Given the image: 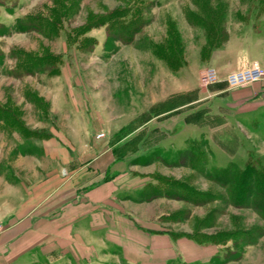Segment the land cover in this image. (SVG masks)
<instances>
[{"label":"rangeland","instance_id":"374dc122","mask_svg":"<svg viewBox=\"0 0 264 264\" xmlns=\"http://www.w3.org/2000/svg\"><path fill=\"white\" fill-rule=\"evenodd\" d=\"M263 31L264 0H0V210L43 141L68 146L84 128L112 141L135 126L133 198L163 200L173 231L219 245L195 264H264V109L235 115L217 101L264 77L217 95L204 85ZM163 111L165 141L147 126Z\"/></svg>","mask_w":264,"mask_h":264},{"label":"crops","instance_id":"0c3cea01","mask_svg":"<svg viewBox=\"0 0 264 264\" xmlns=\"http://www.w3.org/2000/svg\"><path fill=\"white\" fill-rule=\"evenodd\" d=\"M260 39L251 37L238 50L230 49L228 55L236 60L217 70L219 76L253 63L264 69V31ZM220 86L227 85H211L212 93L217 95ZM217 101H229L235 115L261 111L264 82ZM166 116L163 111L147 125L156 135L165 134L163 141L174 129L166 127L172 123L162 119ZM118 128L126 132L125 126ZM135 128L132 136L117 135L112 141L108 136L93 140L84 128L83 139L58 147L43 141L42 155L19 160V182L6 189L8 203L0 210V264H195L216 256L219 245L173 231L172 209L162 208L163 200L149 208L133 198L141 178L126 167L125 143L141 133ZM150 139V146L161 141Z\"/></svg>","mask_w":264,"mask_h":264},{"label":"built area","instance_id":"2783aa9c","mask_svg":"<svg viewBox=\"0 0 264 264\" xmlns=\"http://www.w3.org/2000/svg\"><path fill=\"white\" fill-rule=\"evenodd\" d=\"M264 77V71L258 66H251L243 70L231 72L223 79L219 78V74L215 68H207L205 71L204 85L209 87L222 80L227 86L236 88L250 84ZM103 138V134L97 135V139Z\"/></svg>","mask_w":264,"mask_h":264},{"label":"trees","instance_id":"16d2710c","mask_svg":"<svg viewBox=\"0 0 264 264\" xmlns=\"http://www.w3.org/2000/svg\"><path fill=\"white\" fill-rule=\"evenodd\" d=\"M248 172V170H246V172H244V173H247ZM246 181H245V178H242V180L240 181V183H239V189H242V187H244V186H242L243 185V183H245ZM248 188V187H247ZM244 189H246V188H244ZM249 190V189H248ZM250 196H251V194H249ZM263 210H264V208H263ZM261 215L263 216L264 215V211L263 212H261ZM194 239V238H193ZM194 240H196V239H194ZM197 241V240H196ZM199 242V241H198ZM199 243H215V242H212V241H204V242H199Z\"/></svg>","mask_w":264,"mask_h":264}]
</instances>
